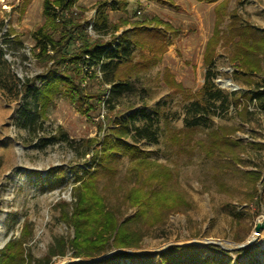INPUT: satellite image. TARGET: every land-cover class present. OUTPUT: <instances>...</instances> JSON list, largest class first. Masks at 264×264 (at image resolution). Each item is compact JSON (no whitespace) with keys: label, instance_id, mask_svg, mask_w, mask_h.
<instances>
[{"label":"rangeland","instance_id":"obj_1","mask_svg":"<svg viewBox=\"0 0 264 264\" xmlns=\"http://www.w3.org/2000/svg\"><path fill=\"white\" fill-rule=\"evenodd\" d=\"M109 1L112 0L76 1L75 10L83 11L86 31L91 37L98 36L92 28L98 5ZM115 1L126 3V11L111 10L109 4L102 9L108 23L119 27L113 35L133 31L132 25L123 24V20L155 17L171 26L170 31H162V26L146 25L135 37L130 34L131 39L137 38L141 42L131 61V65L138 64L131 74L134 92L114 102L112 110L105 106L100 116L86 118L70 101L64 88L48 106L41 127L36 126L33 130L20 126L19 117L25 101L23 94L16 95V89L18 83L45 70L34 57L38 53L34 34L46 22L42 13L44 0H0V48L5 60V64H0V250L10 240L20 238L25 224L30 232L24 244L25 251L34 260L43 259L58 239L67 242L72 238L73 230L59 219L58 207L60 202L72 200L71 188L75 181L70 169L90 161L91 152L99 143L88 141L100 140L107 129L114 128L112 120L115 117L129 116H133L137 127L151 123L157 141L152 143L132 133L125 142L136 145L149 154L151 161L167 167L174 178L170 185L183 192L190 203L189 207L170 211L162 226L145 233L143 247L137 251L157 253L168 244L184 246L206 240L218 242L227 249L245 243L253 235L257 223L264 222L262 108L250 104L249 110L256 115L246 121L229 107L226 115L211 114L206 122L208 129L193 132L184 129L186 122L193 119L192 104L205 84L208 72L213 74L214 85L224 94L238 96L250 88L242 80L233 78L234 68L229 63L226 47L219 45L216 48L211 68L204 63L205 45L215 26L214 7L222 0L214 4L195 0ZM227 2L228 13L236 10L245 21L264 29V0ZM227 22L228 17H225L221 25L223 31ZM47 31L54 39L58 38L57 32ZM151 36L160 39H151L145 46L142 40ZM112 37L108 33L102 38L109 40ZM149 45H153L152 48ZM154 58L155 62L152 61ZM145 61L150 63L142 67L140 63ZM261 66L262 74L253 79H262L264 85L262 57ZM226 79L238 89L230 91L216 83ZM103 98L106 100L107 95ZM221 127L239 128L228 134L230 140L241 142L235 151L237 160L229 154L208 159L199 147L207 139L208 130ZM223 162L231 165L227 167ZM128 165L129 158L120 155L113 174L99 170L102 173L97 179V188L107 203H120L124 192L136 183L134 177L128 176ZM57 166L67 171L64 182L52 178V185H43L31 174L38 172L43 177L48 169ZM255 172L260 178L253 182L249 176ZM121 210L125 215L133 212L126 205ZM214 246L228 252L231 264H235V259L239 264H264V229L255 242L243 248H250L249 254L240 253L241 249L228 251ZM75 260L80 261L67 250L64 256L52 257L47 264Z\"/></svg>","mask_w":264,"mask_h":264},{"label":"trees","instance_id":"obj_2","mask_svg":"<svg viewBox=\"0 0 264 264\" xmlns=\"http://www.w3.org/2000/svg\"><path fill=\"white\" fill-rule=\"evenodd\" d=\"M76 1L43 2L42 13L46 22L34 34L35 48L38 49L34 57L45 70L18 83L16 89V95L23 94L25 101L19 117L23 128L34 130L36 126L41 127L48 106L64 88L70 101L76 104L86 118L100 116L105 106L112 110L114 102L134 92L131 74L138 64L131 65V61L141 42L137 38L131 39L130 34L135 37L146 25L162 26V31L171 30V26L161 19L144 17L142 20H123V24L132 25L133 31L126 30L120 36L113 35L119 27L108 23L102 9L109 4L111 10L126 11L127 5L112 0L98 5L92 27L98 36L91 37L86 31L83 11L75 10ZM195 1L214 4L219 0ZM227 5V0H222L214 7L215 26L205 45L204 63L207 68H211L216 48L219 45L226 47L229 51V63L234 68L233 78L242 80L250 88L238 96L224 94L214 85L213 74L208 72L206 82L192 104L193 119L187 121L184 128L190 132L208 129L206 122L211 114L226 115L229 107L237 111V117H243L246 121L252 120L256 115L249 110L250 104L261 107L264 113L263 80L253 79L263 72L261 57L264 58V29L245 21L236 10L228 13ZM225 17H228V22L223 31L221 25ZM46 28L57 32L58 38L54 39ZM108 33L113 37L104 40L102 37ZM158 37L151 36L142 42L146 46ZM149 46L152 48L153 45ZM152 61L155 62L156 59ZM147 63L150 62L140 64L145 67ZM0 64H5L1 48ZM112 123L115 127L107 129L100 140L88 141L99 143L91 152L90 161H85L82 167L76 165L70 169L75 181L71 188L72 200L70 203L60 202L58 207L59 219L73 230L72 238L67 242L62 238L58 239L43 259L34 260L25 251L24 244L30 236L28 225L25 224L20 238L10 240L0 250V264H42L44 261L46 262L43 264H47L52 257L64 256L67 250L73 252V258L80 261L62 264H231L228 252L211 244L170 246L157 253L137 251L143 247L145 233L162 226L170 211L189 207L190 203L183 192L170 185L174 178L167 167L151 161L149 154L136 145L125 142L134 133L141 139L155 143L156 132L151 123L137 127L133 123V116L115 117ZM238 129L221 127L208 130L207 139L199 145L205 157L222 158L229 154L237 160L235 151L241 146V142L230 140L228 134ZM120 155L129 158L128 176L134 177L136 183L124 192L120 203L109 204L98 192L97 179L102 173L99 170L102 169L105 174H113ZM222 164L227 167L231 165L229 162ZM88 166L89 170L86 169ZM31 174L37 176L43 185H52V178L60 183L64 182L67 171L62 166H57L48 169L43 177L38 172ZM249 177L253 182L260 178L256 172L250 173ZM260 200L261 197L259 203ZM125 205L133 209L132 214L123 213L121 208ZM249 249H241L240 253L249 254ZM98 257L102 259L90 261ZM234 263L239 264L237 259Z\"/></svg>","mask_w":264,"mask_h":264},{"label":"water","instance_id":"obj_3","mask_svg":"<svg viewBox=\"0 0 264 264\" xmlns=\"http://www.w3.org/2000/svg\"><path fill=\"white\" fill-rule=\"evenodd\" d=\"M216 83L218 85L219 84H223L230 91H235V90L238 89V87L235 84H233L230 79L217 80ZM263 229H264V222H258L257 225L254 228L253 235L245 243L235 245L233 249L223 248V247H221L220 243L215 242V241H211V240H206L203 243H190L189 245L196 244L198 246H202V245H209V244H211V245L219 246L223 250H228V251L240 250V249H243V248H246V247L250 246L253 242H255L256 239H257V237L259 236L260 231L263 230ZM170 246H173V245H171V244L166 245L160 252L164 251L165 249H167ZM174 246H178V245H174ZM126 252H131V251L130 250H126ZM101 259H102V257H98V258L92 259L90 261L91 262H96V261H100ZM69 262H78V260L68 261V262H65V263H69Z\"/></svg>","mask_w":264,"mask_h":264},{"label":"crops","instance_id":"obj_4","mask_svg":"<svg viewBox=\"0 0 264 264\" xmlns=\"http://www.w3.org/2000/svg\"><path fill=\"white\" fill-rule=\"evenodd\" d=\"M126 1V0H125ZM130 1V0H129ZM110 2V1H109ZM139 3H145V0H138ZM128 3V2H127Z\"/></svg>","mask_w":264,"mask_h":264}]
</instances>
